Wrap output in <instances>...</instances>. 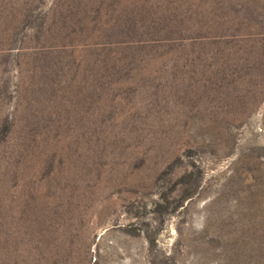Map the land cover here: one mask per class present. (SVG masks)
<instances>
[{
	"label": "rangeland",
	"instance_id": "1",
	"mask_svg": "<svg viewBox=\"0 0 264 264\" xmlns=\"http://www.w3.org/2000/svg\"><path fill=\"white\" fill-rule=\"evenodd\" d=\"M0 264H264V0H0Z\"/></svg>",
	"mask_w": 264,
	"mask_h": 264
}]
</instances>
